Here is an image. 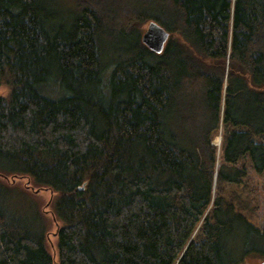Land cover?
<instances>
[{
	"label": "trees",
	"instance_id": "obj_1",
	"mask_svg": "<svg viewBox=\"0 0 264 264\" xmlns=\"http://www.w3.org/2000/svg\"><path fill=\"white\" fill-rule=\"evenodd\" d=\"M0 86V264L264 260V0H0Z\"/></svg>",
	"mask_w": 264,
	"mask_h": 264
},
{
	"label": "rangeland",
	"instance_id": "obj_2",
	"mask_svg": "<svg viewBox=\"0 0 264 264\" xmlns=\"http://www.w3.org/2000/svg\"><path fill=\"white\" fill-rule=\"evenodd\" d=\"M6 92V88L4 86H0V95L4 94ZM221 140L220 132H217L216 135L213 137V143L217 144L219 146ZM0 177H3L2 175ZM27 181L23 177H17L14 181V185L19 188H24L26 191L33 196V198L36 199L38 203V208L41 209V212L44 216V223L46 225V230L49 233L47 237V245L51 248V250L54 251L55 249V237L50 232L54 230L56 226V221L53 219L50 209L51 206H49L50 201L52 200L53 193L50 192L46 188H34L35 190H39L37 192L29 191L31 190L29 187L26 189L24 186L27 185ZM248 192V193H247ZM244 196L247 200V203L249 205V209L253 212L254 216L252 218V221L259 226L260 228H264V174L259 176L254 174L252 171L249 170L248 172V178L246 179V187L244 191ZM27 200V199H26ZM23 202V205H25L28 201ZM29 200V199H28ZM47 209V211H42ZM260 256L255 253L248 254L241 262V264H255L257 261H259Z\"/></svg>",
	"mask_w": 264,
	"mask_h": 264
},
{
	"label": "water",
	"instance_id": "obj_3",
	"mask_svg": "<svg viewBox=\"0 0 264 264\" xmlns=\"http://www.w3.org/2000/svg\"><path fill=\"white\" fill-rule=\"evenodd\" d=\"M168 36L169 32L164 27L151 20L148 21L144 26L141 40L151 50L155 52H161ZM37 191L39 190H35V192ZM255 264H264V260Z\"/></svg>",
	"mask_w": 264,
	"mask_h": 264
}]
</instances>
